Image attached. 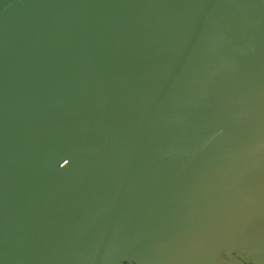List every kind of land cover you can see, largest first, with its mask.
I'll list each match as a JSON object with an SVG mask.
<instances>
[{"label":"water","instance_id":"1","mask_svg":"<svg viewBox=\"0 0 264 264\" xmlns=\"http://www.w3.org/2000/svg\"><path fill=\"white\" fill-rule=\"evenodd\" d=\"M0 264H264V0H0Z\"/></svg>","mask_w":264,"mask_h":264}]
</instances>
